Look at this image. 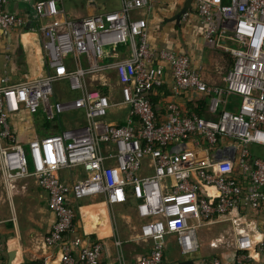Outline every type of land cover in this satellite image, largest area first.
<instances>
[{
	"label": "built area",
	"instance_id": "built-area-1",
	"mask_svg": "<svg viewBox=\"0 0 264 264\" xmlns=\"http://www.w3.org/2000/svg\"><path fill=\"white\" fill-rule=\"evenodd\" d=\"M7 1L0 0V30L21 28L25 21L5 9ZM157 2L120 0L118 12L75 20L62 19V0L33 5L38 19L60 21L38 27L45 77L15 85L0 80V170L5 187L30 178L46 194L55 219L47 246L62 244L73 231L70 196L132 204L139 240L151 247L148 255L118 264H165L166 237L181 257L195 256L201 227L264 204V158L249 149L264 148V0L198 3L204 46L232 59L220 84L193 70L187 55L150 46L148 22L133 15ZM126 46L128 57L101 64L105 48ZM163 87L169 100L155 113L149 94ZM201 101L204 117L188 108ZM124 111V121L111 120ZM40 114L54 131L19 142L12 118ZM74 169L90 176L71 184L59 179ZM73 246L78 239L62 244L59 264H106L101 243L77 255ZM236 247L242 264L249 259L243 255L251 249L249 237L239 234Z\"/></svg>",
	"mask_w": 264,
	"mask_h": 264
},
{
	"label": "crops",
	"instance_id": "crops-1",
	"mask_svg": "<svg viewBox=\"0 0 264 264\" xmlns=\"http://www.w3.org/2000/svg\"><path fill=\"white\" fill-rule=\"evenodd\" d=\"M35 1L8 0L5 5L8 12L25 21L21 28L0 30V80L7 79L10 85L41 79L48 74L38 35V27L43 19H38L34 13ZM200 1L202 0H158L151 9L137 11L134 15L136 19H145L148 22L149 44L152 48L187 55L193 70L203 73L207 82L217 84L219 79H216L215 74L222 76L219 72L221 71L219 63L212 60L211 53L207 56L209 58L207 64L204 63L206 52L215 50H209L204 46L203 29L196 13ZM204 1L219 2V0ZM86 9L85 17L107 11L106 6L98 0L95 2L86 0ZM183 13L189 14L185 20ZM62 19L67 20L65 13ZM59 21L47 19L44 26ZM122 48L124 52L121 57L110 62H118L128 57L129 48L121 47L118 51ZM114 52L115 49L108 50L107 55L110 58L116 57ZM204 70L213 72L216 80L211 74L205 75ZM164 90L169 93L165 95L168 101L170 92L166 88ZM115 95L118 99L117 93ZM165 97L164 93L160 94L161 99ZM35 121H38L37 127H34ZM45 125L47 124L42 114L34 118L29 116L12 118L13 130L21 143H27L31 138L36 137L40 130L41 135L49 133L47 131L51 129L50 127H52L51 131H54V126ZM58 176L63 183L71 184L84 181L90 175L82 174L81 170L77 173L68 170L60 172ZM0 181L8 195L7 198H2L3 203L0 201V264H59L64 255L62 244L72 243L76 239L79 240V246H73L74 255H77L80 248L99 242L103 245L101 260L106 264H118L120 259L134 262L149 254L151 243L139 240L140 220L129 202L109 205L102 197L78 200L70 196L69 202L75 211L73 231L64 237L62 244L47 246L44 244V239L55 219L47 208L46 194L33 180L36 190L24 194L28 197L19 198L13 192L19 188L20 181L5 187L1 170ZM21 189L24 190V187L22 186ZM207 192L215 193L211 189ZM14 197L17 198L15 207L12 205ZM87 199L88 201L82 203ZM7 203L10 205L11 216L6 213ZM210 223L214 226L208 227V231H212L211 240L207 241L206 233L202 236L203 246L201 245L199 255L179 259L181 256L176 250L174 240L170 238L164 257L165 264L188 260H194L196 264H211L214 259L221 260L222 264H237L236 258L240 253L237 251L236 240L239 234H244L251 241V249L243 254L249 259L242 264H264V204L257 211H235L224 219H215ZM171 250L175 251L176 257L170 263L167 255Z\"/></svg>",
	"mask_w": 264,
	"mask_h": 264
},
{
	"label": "rangeland",
	"instance_id": "rangeland-1",
	"mask_svg": "<svg viewBox=\"0 0 264 264\" xmlns=\"http://www.w3.org/2000/svg\"><path fill=\"white\" fill-rule=\"evenodd\" d=\"M98 2H100V3H102V4H104L106 6L107 12H111V11L114 12V11L120 10V0H98ZM62 4H63V10H64V13H65V16L67 17V20L81 19V18H84L86 16V13H87L86 0H62ZM134 17H135V15H134ZM45 20H47V19H43L42 20V22L40 24L41 26H44L45 25ZM120 48L121 47H119V48H105L104 49V55L105 56H104V59L102 60L101 64H107L111 60H118V57L119 56L121 57V54H123V52H124L123 51V48L120 51H118V49H120ZM112 49H115L114 54H116V57L110 58L107 55V51L108 50H112ZM209 53L212 54V60H215L216 63H219L218 66H219V68L221 70L219 72L222 73L221 74L222 76H220V75L217 76L215 74V76L217 78L216 77H213L214 76L213 75V72L210 73L209 70H204V73H205V75L206 74H211V76L214 79L215 78L217 80L219 79V81L216 82V83L217 84H220L221 81H222L223 76L225 75V73L227 71V69H229V66H230V64L232 62V59H231V57H230L229 54H227V53H225L223 51H214V52L207 51L206 52V55H205L206 56V60H204V63L205 64H207V62H208V59L209 58L207 56L209 55ZM60 86L67 88L66 83H61ZM57 91H58V88H56L57 97L59 99H63L60 91L59 92H57ZM105 91H107V94H108V90H106V89L100 90V93L104 94ZM72 97L75 98V97H78V95L77 94H72ZM113 97L115 99H117L116 95H114ZM126 116H127V114L124 111V112L116 115L111 120H120L122 122V121L125 120V117ZM37 123H38V121H35L33 123L34 124V127H37L36 126ZM40 126H41V124H40ZM47 132H50V131L48 130ZM37 134H38L37 136L41 135V130L38 131ZM249 149L251 150V153L254 154L256 157L264 158V148L263 147L251 146V147H249ZM78 170L79 169H74V173H77ZM18 184H19L18 185L19 188L16 189L13 193H14V195L18 196L19 198L28 197V196H25L24 194L27 195L29 192L32 193V190H33V192L36 190L35 184H34L33 180L30 179V178H26V179L20 181ZM22 186L24 187V190L21 189ZM3 197L4 198H7L8 195H7L5 189L2 186L1 181H0V199H2ZM0 201H1V203H3L4 199H2ZM85 201H88V199L82 201V203L85 202ZM16 203H17V198L14 197L12 199V205L15 207V206H17ZM5 208H6V213L8 214V216H11L10 205L8 203L6 204V207ZM117 215H118V213H116V216ZM210 224H207L206 225L207 227L205 226V227L199 229V238H200V241H201L202 236H204L205 233H206V236L205 237L207 238V241L208 240H211L212 231L211 230L208 231V227L209 228H213L214 226H212ZM213 224H215V223H213ZM169 240H170V237H166V242H168ZM170 244H171V241H170ZM201 245H202V242H201ZM200 252H201V250H200ZM200 252L198 253V255L200 254ZM202 256H204V255H202ZM175 257H176V254H175V251L174 250H171V252L167 255V259H168V261H170V263L175 259ZM179 259H183V258L182 257H179ZM203 263H204V261H203Z\"/></svg>",
	"mask_w": 264,
	"mask_h": 264
},
{
	"label": "trees",
	"instance_id": "trees-1",
	"mask_svg": "<svg viewBox=\"0 0 264 264\" xmlns=\"http://www.w3.org/2000/svg\"><path fill=\"white\" fill-rule=\"evenodd\" d=\"M165 88L167 89V87H163L161 89H156L155 91H153V92H151L149 94V100H150V102H151V104L153 106V109H154L155 113H159V112L163 113L164 112L163 105L165 104V101L160 98V94L164 93V97H165L166 94H169L166 90H164ZM106 94H107V91H105L104 95H106ZM168 98H169V96H168ZM165 99H167V98L165 97ZM188 108L192 112H194L197 116L204 117L205 116V112H206V108H207V104L205 103V101H201L198 104H188ZM47 125H45V126H47ZM50 128L51 129L49 131L52 130V127H50ZM205 264H210V263H205Z\"/></svg>",
	"mask_w": 264,
	"mask_h": 264
},
{
	"label": "water",
	"instance_id": "water-1",
	"mask_svg": "<svg viewBox=\"0 0 264 264\" xmlns=\"http://www.w3.org/2000/svg\"><path fill=\"white\" fill-rule=\"evenodd\" d=\"M176 264H196V262L194 260H188L186 262H180V263H176Z\"/></svg>",
	"mask_w": 264,
	"mask_h": 264
}]
</instances>
